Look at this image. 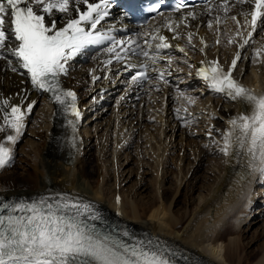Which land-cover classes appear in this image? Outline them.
Here are the masks:
<instances>
[{"label": "bare ground", "instance_id": "1", "mask_svg": "<svg viewBox=\"0 0 264 264\" xmlns=\"http://www.w3.org/2000/svg\"><path fill=\"white\" fill-rule=\"evenodd\" d=\"M227 8L225 12L223 6H214L205 12L199 7L193 17L171 16L140 27L139 33L125 44L122 54L132 57L126 64L108 59L104 49L97 57L84 53L70 61L67 74L61 77L63 86L74 88L79 95L84 116L79 140L64 125L59 104L32 84L19 58L10 50H0V55L5 57L0 59V124L4 111H9L12 105L20 106L24 112L22 133L33 123L29 133L34 143L31 153H35L33 156L30 153L32 161H26L20 174L14 173L15 170L6 175L0 173V198H78L90 204L93 210L139 232L145 247L151 241L153 249L166 250L176 264H264V243L257 251H248L243 243V231L255 222L253 218L248 219V215L257 209L250 206L249 211L248 206L257 198L254 196L259 195L263 187L259 183L264 175L248 167L246 157H237L232 152L225 155L222 151L223 136L232 128L229 121L241 113L249 114L251 109L215 92L198 75L201 67L208 66L203 61H218L227 69L239 52L242 57L232 74L255 95L264 88V23L260 21L253 37L249 38L252 27L246 23V14H250L247 3L236 1ZM233 16L239 24L231 19ZM66 18L57 13V25ZM247 20L250 21V15ZM111 21L118 26L127 22L120 11ZM168 25L174 26L173 29ZM189 33H192L190 43ZM159 35L168 38L170 48L155 47ZM248 38L250 43L244 49L239 48V43ZM15 43L10 39L8 47ZM118 49L107 56L115 55ZM142 50L147 51L149 57H155V62L145 58ZM139 61L148 65L150 75L144 87L141 81H132L136 70L128 67ZM176 80L181 81L177 86L184 89L183 92L190 90L193 96L188 99L190 107L181 111L180 118L185 116L187 121L184 129L174 126L168 110L167 99L176 89H173ZM169 89L173 91L169 93ZM142 91L146 96L143 99ZM108 92L115 94L111 112ZM156 94L159 102L153 105ZM4 100H8V105L3 104ZM28 104L33 105L30 112ZM35 108L36 116L31 118ZM195 127L197 132H191ZM204 132L210 133V138H206ZM10 134L15 135V132L7 128L0 132V142L12 149L13 161L18 147L6 140ZM134 141L137 167L136 177L131 181L132 173L125 164L133 156ZM183 144L189 150V157L181 154ZM139 146L142 154H149L145 162L149 165L143 164L150 167V180L146 171L139 172ZM91 148L94 149V169L89 165ZM171 152L172 166L168 160ZM204 161L208 169L213 170L210 181L201 179L200 185L195 184L189 205L182 203L180 207L184 185L197 179L196 173ZM145 190L151 194L147 196Z\"/></svg>", "mask_w": 264, "mask_h": 264}, {"label": "snow or ice", "instance_id": "2", "mask_svg": "<svg viewBox=\"0 0 264 264\" xmlns=\"http://www.w3.org/2000/svg\"><path fill=\"white\" fill-rule=\"evenodd\" d=\"M238 2L243 3L244 0ZM81 6L86 7L82 10ZM185 6L181 0L177 10ZM224 10L228 11L227 5ZM57 13L67 17L63 26H57ZM73 13L76 15L73 16ZM106 14L105 0L98 3L90 0H0V50H10L30 74L32 84L51 92L55 102L79 119L81 113L76 107L75 93L63 90L59 78L61 74H67L66 65L71 57L87 46L107 39L97 30V25ZM247 15H250V21ZM231 19L239 24L235 16ZM258 20L264 23V0H254V9L246 14V23L252 27V31L248 32L249 38L256 31ZM216 22L219 23V18ZM85 25L90 28L86 29ZM168 26L170 30L174 27ZM237 35L241 33L237 32ZM10 39L16 42L11 48L8 47ZM156 39L159 41L155 45L157 49L171 47L167 37L159 35ZM191 39L192 33H189V43ZM119 43L123 44L122 41ZM249 43L250 39H244L240 47ZM107 51L115 52V45ZM141 54L155 62L156 58L149 57L147 51L142 50ZM116 58L122 59L119 53H116ZM0 59L5 57L0 55ZM239 59L240 53L237 52L227 71L218 61H203L208 66L201 67L198 75L215 92L224 93L231 100L250 107L249 114L241 113L229 121L232 128L223 136L222 151L225 155L232 152L237 157H246L247 166L264 175V95H255L233 78L232 72ZM128 67L134 65L129 64ZM139 68L132 76L134 83L148 79V65L142 63ZM160 78H164L163 72ZM3 104L8 105V100H4ZM32 107V104L27 105L29 112ZM2 119L0 132L6 128L13 130L15 135H7L6 140L15 144L24 127V112L20 106L12 105L10 111H4ZM69 123L75 130V122ZM11 160L12 149L0 142V169ZM3 209L8 210L7 215L3 214ZM16 209L22 214L14 215ZM100 219L99 213L90 204L78 198L61 197L54 202L42 198L15 207L5 204L0 209V264H176L166 250L153 249L151 241L148 247L143 242L129 244L90 222ZM123 235L128 236L129 233L125 231Z\"/></svg>", "mask_w": 264, "mask_h": 264}, {"label": "rangeland", "instance_id": "3", "mask_svg": "<svg viewBox=\"0 0 264 264\" xmlns=\"http://www.w3.org/2000/svg\"><path fill=\"white\" fill-rule=\"evenodd\" d=\"M261 30H262V28H261ZM211 48H212V45H211L210 49ZM168 78H171V75H169ZM158 82L160 83V81H158ZM178 82H179V85H180V82H181L180 80H176V82H173L174 85H175V86H173V89L174 88H176V89H174V93H172L171 95L168 96V99H167L169 101L168 102V110H169V116L171 115L170 116L171 117V122L175 124L174 126H176L178 129H182V128L184 129L185 127H187V125H186V122L187 121H185V116H183L182 118H180V116L182 114L181 111L184 110V109L186 110L187 108L190 107V105H189L190 102H189L188 99L192 95L190 94L191 93L190 90H187V92H183L185 90L184 89H181L179 86H177V83ZM141 83H142V85H141L142 87H144V86L147 85V82L141 81ZM158 84H155V90H157L159 92L160 89H156L158 87L157 86ZM180 90H181V92H180ZM172 91L173 90L169 89V93H171ZM144 92H146V91H144ZM108 93H109V95H107V97L111 98V100H110V106L111 107L109 108V112H111V108H112V104H113V100H114L115 94L113 95L111 92H108ZM157 94L155 96L156 99L153 100V102H152V103H154L153 105L158 104V102H159V99L157 98V96H158ZM141 97H142V99L146 97L144 95L143 91H142ZM181 101L182 102L184 101V102L181 104V107H180L179 105H180V102ZM219 105L220 104L217 105V108H218ZM37 107H39V105L36 106V108ZM36 108H35L34 111H32L31 118H35V116H36L35 115L36 114V110H37ZM39 120L40 119H37L38 122H39ZM182 123L183 124L185 123V124L183 125ZM31 126H33V123L30 124V125H27V127L25 128L26 131L23 130L24 131L23 132L24 134L22 133L21 140H19L16 143V145L18 147L17 154L14 155V157H13L14 159H13V161H11L10 165L7 166L5 168V170H1L0 171L1 174H5L6 175V174H9V173H12L14 170H15L14 173L20 174V172L22 171L21 168H24V166L26 165V161L29 162L31 160V158L29 157V155H30L31 150H32V148L34 146V143L31 142V137L33 135L31 133H29V129H30ZM139 128H140V126H139ZM193 130H194V133L197 132V128L196 127L193 128L191 132H193ZM199 134L202 135V132L199 133ZM204 134H205V137L206 138H210V136H211L210 133H208V135H207V132L206 133L204 132ZM177 138H179V137H177ZM33 139L35 141H37V138L35 136H34ZM135 140L137 141V138H135ZM136 141H134L132 143V146H131V148H132L131 150H132L133 156L131 155L132 157H130V159L128 160L127 164H125V165H127L126 169L127 170H130V172L132 173L131 174V177H130L131 181L134 180L135 177H136L135 171H136L137 165H136V158H135V153H134V147H135ZM139 142H140V140H139ZM91 143H93V141ZM89 152L91 153V156H90V159L91 160L89 162V165H91L90 166L91 169L92 168L94 169V160L92 159L93 158V154H94V149L91 148V150ZM32 153H31L32 156L35 155V153L33 151H32ZM142 153H143V151L140 150V146H139V157H137V158H140V161H138L139 162V172H142V170L143 171H146V177L149 178V180H150L152 176L150 174L151 171L149 170L150 167L147 166V165H149V163H145V162H147L146 159L149 158V156H148L149 154H147L146 152H145L146 155L145 154H142ZM175 154H177V153H175ZM175 154H174V156H175ZM181 154H184V156L189 157L188 156L189 155V150L187 148H185V144H183V147L181 149ZM171 155H172V152L170 153L168 160L170 162V165L172 166L173 163H171V161H172L171 160ZM91 161H93V162H91ZM141 161H142V163H141ZM185 161H187V160H185ZM205 162L206 161H204V163H202L203 165L201 166V168L196 173V178L197 179H194L193 183L188 182V184H187V182H186V184L184 185V189L182 190V193L184 194V192H185L186 194L185 195L182 194L180 196V199H181L180 200L181 201V204H179L180 207H183L182 206V203L189 205V201H191V199H190L189 196L192 194V191L191 190H192V188H193V186L195 184L196 185H200L201 179L208 180V178H209V181H210V179H211L210 176L213 174V170L212 169L211 170L208 169L209 167L206 166V163ZM143 163L144 164H147V165H144ZM210 163L212 164L213 163V160ZM196 164L197 163L195 162L194 163L195 167L197 166ZM167 174L169 176V181L172 180L171 179L172 177L170 176L171 175L170 171L167 172ZM93 175L95 176V172L93 173ZM149 180L147 179V181H149ZM263 182H264V180H262L259 183V186H262L263 185L262 189L264 190V184H263ZM169 185H170V182L167 183V186H169ZM262 189H260L259 195L254 196V197H257V198H255L252 202H250V205L248 206L249 211L251 210L250 208L253 209V208H256L257 207L256 211L254 210L253 212L249 213V215H248V219L253 218V219H255V222L253 224H251L249 227H247L246 230L243 231V243L246 244V247H247V250L248 251L251 250V249H254V251H257L261 247V245L264 243V196L261 197L262 195H264V192H263ZM145 194L147 196H149L151 193H149V190H145ZM193 196H195V194ZM128 199L129 198H127V200ZM185 200H186V202H185ZM237 218H236V220H238V219L240 220L241 219V216H239L238 219Z\"/></svg>", "mask_w": 264, "mask_h": 264}]
</instances>
